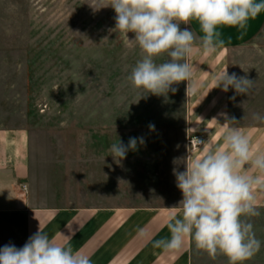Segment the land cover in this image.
<instances>
[{
  "label": "rangeland",
  "instance_id": "obj_1",
  "mask_svg": "<svg viewBox=\"0 0 264 264\" xmlns=\"http://www.w3.org/2000/svg\"><path fill=\"white\" fill-rule=\"evenodd\" d=\"M106 3L0 0V128L27 130L34 186L51 205L177 206L183 196L173 169L184 171L187 157L213 136L223 144L225 132L196 131L190 125L196 109L208 106L203 96L219 91L212 87V76L219 70L209 68L211 54L198 52L201 40L190 22L180 25L196 38L187 59L193 70L188 96V81L173 85L177 91L166 96L133 87L128 76L143 53L129 41L134 33L126 37L115 30L116 13L103 7ZM248 54L233 51L225 57L230 75L250 79L259 70L250 68ZM169 59L164 54L155 62ZM229 95L236 124L264 126V120L255 118L264 117V82L248 95H237L232 88ZM243 133L253 153L264 152V133ZM195 135L204 141L192 150L189 141ZM131 137L143 138V143L138 139L126 158L114 159L111 145H127ZM250 168L242 174L261 175ZM253 193L260 215L247 219L262 247L245 264H264V190L254 188ZM15 242L0 222V248ZM192 258V264H229L224 255L213 259L197 249L194 241Z\"/></svg>",
  "mask_w": 264,
  "mask_h": 264
},
{
  "label": "clouds",
  "instance_id": "obj_2",
  "mask_svg": "<svg viewBox=\"0 0 264 264\" xmlns=\"http://www.w3.org/2000/svg\"><path fill=\"white\" fill-rule=\"evenodd\" d=\"M109 6L116 13L115 30L126 37L134 33L135 38L128 40L143 53L128 76L132 86L166 96L169 91H177L173 85L188 81V96L193 89V70L187 59L196 38L192 30L181 29L180 25L197 21L203 33L200 47L205 55L211 54L224 45L218 27L246 29L249 19L264 11V0H107L103 7ZM164 54L170 59L157 64L155 58ZM253 86L246 76L230 75L225 68L215 77L213 88L224 92L232 88L237 95H248ZM221 115L227 121L222 126L226 129L223 147H210L195 158L190 154L184 171L173 169L183 196L179 202L181 213L169 217L170 238L156 240L153 246L178 250L186 238H191L197 249L213 259L224 255L229 264H245L262 247L247 218L260 215L253 190H264V152L253 153L250 138L232 126L237 123L235 118L228 120L227 114ZM255 118L264 120L259 115ZM149 127L154 129V125ZM138 139L143 143V138L131 137L127 145L120 141L112 144L111 156L123 160L130 149H136ZM247 167L257 169L261 175L242 174ZM0 264H91V259L69 244L50 238L39 225L23 247L8 244L0 248Z\"/></svg>",
  "mask_w": 264,
  "mask_h": 264
},
{
  "label": "crops",
  "instance_id": "obj_3",
  "mask_svg": "<svg viewBox=\"0 0 264 264\" xmlns=\"http://www.w3.org/2000/svg\"><path fill=\"white\" fill-rule=\"evenodd\" d=\"M191 26L201 40L203 33L199 23L193 20ZM217 31L224 45L211 53L209 68H212L213 73L217 69L220 73L225 68L229 73V62L224 63L225 57H228L230 52L243 50L250 53L246 55V61H250V68L260 70L252 73L250 80L254 85L263 83L264 11L256 18L249 19L244 30L221 25ZM197 50L203 52L200 45ZM200 67L198 60V71ZM209 73L210 71L206 73V78L210 76ZM216 76V74L212 76L213 86ZM216 89L219 91L213 96H203L202 99H207L208 106L196 109L197 118L190 124L193 130L226 132L222 126L227 121L221 114H227L228 120L232 119L233 113L228 104L230 95L229 91L224 92L222 88H213L214 92ZM223 100H226L225 104ZM232 126L240 128L242 132L264 133L262 124L234 123ZM217 138L213 136L191 156L195 158L210 147H223V144H218ZM29 148L26 129L0 128V222L7 228V232L15 237L17 248L23 247L29 237L38 231L40 225L50 238L55 237L58 243H67L74 251L79 250L89 256L91 264H192L191 238H186L178 250L166 251L153 246L156 240L170 238L167 223L170 216L181 213L179 205L161 207L51 205L41 197L43 193L34 186ZM24 186L27 188L25 191Z\"/></svg>",
  "mask_w": 264,
  "mask_h": 264
},
{
  "label": "built area",
  "instance_id": "obj_4",
  "mask_svg": "<svg viewBox=\"0 0 264 264\" xmlns=\"http://www.w3.org/2000/svg\"><path fill=\"white\" fill-rule=\"evenodd\" d=\"M198 140H200L201 142H203L204 141V139H203V137L202 136H200V135H195V136H193L191 139H190V148L192 149V150H196L198 147H200L202 144H200L199 143V141Z\"/></svg>",
  "mask_w": 264,
  "mask_h": 264
}]
</instances>
